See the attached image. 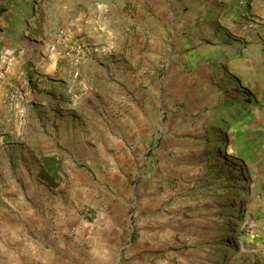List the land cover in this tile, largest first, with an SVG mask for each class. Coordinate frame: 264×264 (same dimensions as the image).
I'll list each match as a JSON object with an SVG mask.
<instances>
[{"label": "rangeland", "instance_id": "374dc122", "mask_svg": "<svg viewBox=\"0 0 264 264\" xmlns=\"http://www.w3.org/2000/svg\"><path fill=\"white\" fill-rule=\"evenodd\" d=\"M64 1L0 0L1 260L8 249L28 246L32 229H42L39 219L54 210H67L72 226H78V216L91 221L94 210L84 204L79 184L90 187L87 195L100 196L95 193L98 181L90 176L65 184L59 176L50 184L56 187L51 193L25 180L29 193L22 199L13 182L18 164L13 154L18 151L11 144L20 142V136L15 138L18 128L43 119L49 126L57 125L55 119L67 122L62 110L71 108L79 91L88 92L87 101L74 109L100 105L95 102L99 95L89 93L91 86L65 77L69 86L58 87L39 72L47 61V46L65 26L60 12L50 6ZM147 15L142 11L143 28L133 31L131 42L136 69L150 83L129 86L111 105L116 117L126 107L142 114L147 129L141 125L138 132L148 137L145 149L165 151V184L156 187L158 199L141 213L138 194L147 184L138 175L127 183L134 192L124 201L131 243L124 245L125 240L120 247L135 252L115 256L112 248L109 261L88 264H264V0H160ZM48 95L68 104L62 109L40 103ZM230 104L242 107L245 115L227 126L222 112ZM77 122L75 128H84ZM48 147L47 156H57L60 170L69 174L88 172L87 159H100L95 151ZM145 155L141 152L138 163ZM225 186L235 189L218 198L214 192ZM235 207L245 214L233 227L226 216ZM241 226L243 232L231 236ZM54 249L58 257L67 254L61 246Z\"/></svg>", "mask_w": 264, "mask_h": 264}, {"label": "crops", "instance_id": "0c3cea01", "mask_svg": "<svg viewBox=\"0 0 264 264\" xmlns=\"http://www.w3.org/2000/svg\"><path fill=\"white\" fill-rule=\"evenodd\" d=\"M159 1L67 0L50 6L60 12L65 26L59 32L62 34H54L52 42L47 46V61L43 60L41 63L40 74L52 79L51 82L58 87L69 86L65 77H71V82L91 86L89 93L95 91L93 93L99 95L95 102L100 105L97 108L86 107L84 111L74 109L77 103L80 107L82 102L87 101L88 92L83 94L79 91V96L71 100V108L62 110L66 111L62 118L67 122L60 123L55 119L57 125L49 126L48 121L44 122L43 119L42 124L17 129L15 138L20 136V142L11 144L18 151L13 154L15 158L18 157V164L13 172V182L18 184L17 198L22 199L25 197L24 192L29 193L25 180L29 185L47 189L48 193L56 188L40 176L41 158L49 154L46 153L48 145L53 146L49 150L60 147L67 150L95 151L100 159H87L91 166L88 172L76 170L75 174H69L68 170L64 172L61 169L58 175L63 178L61 184L81 182L90 176L98 181L95 193L98 192L100 196L93 198L92 195H87L90 187L79 184L84 204L94 210L91 221L78 216V226H72L68 224L72 215L67 210H54L49 218L39 219L43 226L42 229L36 226L38 237H29L28 246L23 243L8 249L7 258L0 259V264H88L97 260L109 261L112 248H115V256L119 253L124 256L131 255L135 252L121 250L120 247L125 240L128 242L124 245L131 243L128 207L124 201L128 202L134 192L127 183L138 175V181L147 184L138 194L137 205L143 213L149 201H156L159 197L154 190L165 184L168 161L163 156L165 151L158 149V146L145 149L148 137L138 132L139 126L142 125L143 128L145 125L142 114L126 107L121 111L122 117H116L118 113L111 104H116L119 94H125L129 86L150 83L146 75H141L139 69H136L137 56L134 54L131 36L133 31L143 28L145 20L141 16L142 11L148 19L147 14H150ZM93 86L96 88H92ZM141 98L144 101L146 96L143 94ZM43 100L40 103L60 105L62 109L67 103L59 96L48 95ZM78 120L84 128H75ZM143 151L146 155L138 163ZM136 164H139V168ZM8 165L10 169L9 161ZM138 171L140 174H137ZM53 204L59 206L58 202ZM56 246H61L67 254L63 253L62 257H58L54 252Z\"/></svg>", "mask_w": 264, "mask_h": 264}, {"label": "trees", "instance_id": "16d2710c", "mask_svg": "<svg viewBox=\"0 0 264 264\" xmlns=\"http://www.w3.org/2000/svg\"><path fill=\"white\" fill-rule=\"evenodd\" d=\"M223 108L224 109L222 112L223 113L222 119H224L227 126H230L234 122L242 119L243 116L245 115V113L242 111V107L234 106V104L226 105ZM220 120H217V122H219ZM41 160H42V170H40V176L45 181H47L49 184H53L55 179L59 178L58 171H60V163L55 157V155L43 156ZM224 184L226 185L231 184V182L229 180H225ZM232 189H235V188L232 186H225L222 188L221 192L215 191L214 193H216L217 194L216 196L220 198L222 197L220 193H226V192L230 193L231 191H233ZM244 214H245V211L241 207L232 208L230 216H226V217H229V221L227 222L232 223L233 227H235L236 224L242 221L240 219L243 218ZM239 232L240 233L243 232L242 226L238 228L237 230H232L230 233H231V236H233L235 234H238Z\"/></svg>", "mask_w": 264, "mask_h": 264}, {"label": "built area", "instance_id": "2783aa9c", "mask_svg": "<svg viewBox=\"0 0 264 264\" xmlns=\"http://www.w3.org/2000/svg\"><path fill=\"white\" fill-rule=\"evenodd\" d=\"M32 234L35 236L36 235V237H38V231H37V229H32Z\"/></svg>", "mask_w": 264, "mask_h": 264}]
</instances>
